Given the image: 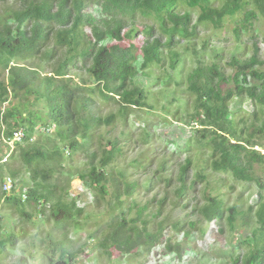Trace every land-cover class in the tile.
Segmentation results:
<instances>
[{"label":"trees","instance_id":"trees-1","mask_svg":"<svg viewBox=\"0 0 264 264\" xmlns=\"http://www.w3.org/2000/svg\"><path fill=\"white\" fill-rule=\"evenodd\" d=\"M192 9L197 10L194 18ZM138 17L151 19L153 23H143L138 30ZM259 18H264V0H18L17 6L0 13V71L5 73V80L0 79V160L8 153L7 139L20 129L22 139L12 145L19 147L23 168L31 183L26 187L24 201L10 196L3 202L16 207L20 221L29 220L31 210L35 219L41 218L45 215L44 205L47 207L46 219L51 222V230L45 234V239L57 250L55 264H75L76 254L67 247L70 238L65 227L69 224L75 231L82 229L83 208L77 205L76 198L67 200L60 193L54 197L52 188H55L49 182L54 170L46 162L57 161L61 151L57 148L49 151L46 147L49 142L57 141L58 144L66 142L67 150L73 152L85 149L92 125L101 120L107 124L113 119V115H107L99 120L100 117L88 112L94 89L85 83L78 84L69 75L78 63L84 65L102 99L116 101L121 116L134 107H151L146 102L149 90L144 86L148 79L159 85L162 82L163 88H168L171 82L177 88L184 86V91L192 96L186 123L198 125L194 127V140L199 157L208 163L211 171L228 173L238 181H253L260 188L254 198V224L239 242L244 246L243 252L233 254L235 246L231 245L228 264H264V180L253 172L254 165L262 167L264 172V153L254 148L264 145V68H261L260 47L253 40L254 23ZM226 19L234 23L230 29L234 48L228 60L223 62L222 51L217 49L205 59L194 50L191 52L194 65L182 76L178 71L184 63V53L197 37V27L210 25L214 30H222ZM154 24L157 35L153 33ZM137 32L144 35L139 53L134 43ZM244 36L250 39L248 49L243 44ZM181 43L186 45L179 50L177 45ZM207 45L205 38L200 50L206 51ZM245 50L248 51L246 56ZM164 62L166 69L162 77L148 72ZM175 72L178 74L174 78ZM159 93L162 95V90ZM164 94L168 97L170 92ZM242 98L251 109L247 125ZM40 101L44 104L46 120L55 128L54 137L45 135L43 144L36 142L35 128L50 124H39L42 120L34 107ZM176 113L174 109L173 115ZM100 149L99 154L87 151V170L78 175L83 184L90 187L86 174L102 172L113 186L112 209H119L122 199L136 191V182L127 180L124 168H109L119 151L117 139L108 140ZM161 162L163 167L165 161ZM133 164L140 165L134 159L127 165ZM191 164V158L185 156L178 166L177 184L172 186L175 201L183 199L194 182L186 181ZM163 170L164 167L155 170L152 177H161L159 173ZM2 174L0 171V186L5 175ZM6 174L16 179L14 169L9 168ZM195 177L204 175L197 171ZM150 185L151 178L145 187ZM96 189L102 196L106 194L105 185ZM3 197L0 188V208ZM8 199L10 202L6 201ZM160 204L161 199L157 212L151 217L159 214ZM131 206L113 214L106 223L98 241L99 249L106 254L139 255L162 241L163 249L181 259L189 231L184 230L183 240L172 242L165 235L167 227L163 221L149 228L150 221L143 214L146 206L129 216ZM26 207L32 208L30 212ZM197 210L206 223L223 220L231 232L240 214L236 205L227 206L218 195L210 193L204 195ZM16 223V230L9 222L2 231L0 257L27 235L25 225ZM178 227V223L172 224L174 230ZM87 238H93V234H87ZM26 263L25 257L20 256L15 264Z\"/></svg>","mask_w":264,"mask_h":264},{"label":"rangeland","instance_id":"rangeland-1","mask_svg":"<svg viewBox=\"0 0 264 264\" xmlns=\"http://www.w3.org/2000/svg\"><path fill=\"white\" fill-rule=\"evenodd\" d=\"M214 3L218 4V1H214ZM17 5L18 0H0V13L8 7ZM90 9L94 13V9ZM183 9L184 7L181 8V10ZM190 11L192 18H194L197 10L192 9ZM143 23L152 24L153 21L138 17V30L139 28L142 29ZM233 24L231 19H226L222 30H214L210 25H199L197 27V37L191 42L187 53H184L186 55L184 63L178 72L184 76L194 65L193 55L191 54L194 50L203 54L205 59L217 49L218 52L222 51V61L228 60L230 52L234 48V39L230 31ZM254 25L256 30L253 34V40L260 47V59L263 62L261 68H264V18H259ZM85 31L88 32V28ZM33 32H36L35 27H33ZM137 33L134 43L137 48L136 53H139L138 49L142 44L144 35ZM153 33L154 35L158 34L155 24L153 25ZM205 38L208 45L206 51L202 52L200 45ZM243 44L246 45L247 49L250 48V39L247 36H244ZM185 45L186 43H181L177 46L179 50H182ZM243 54L248 55V51L245 50ZM45 68L47 69V67ZM165 69L166 62L162 66H153L148 72L154 76L162 77ZM178 72H175L174 78ZM227 73H229L228 70ZM69 75L78 84L85 83L89 85L88 88L94 89L93 94L90 95L92 103L88 112L95 117H100L99 120L107 115H113V119L107 124L101 120L92 125L85 149H78L73 152L67 150L66 142L58 144L57 141L49 142L46 147L49 151L54 148L61 151L57 161L54 159L52 162H46V165L50 164L54 170L51 179H49V182L55 188H52L55 191L54 197L60 193L67 200L76 198L77 205L83 208L80 216L83 224L82 229L75 231L69 224L65 227L67 236L70 238L67 247L76 254L75 264H228L230 263L228 253L231 250V245L235 246L233 254H241L244 246L239 242L249 233L251 225L254 224L253 204L260 188L253 181H238L228 173L211 171L208 163L199 157L201 154L194 140L195 128L198 125L186 123V120H188L186 115L191 111L192 96L184 91V86L177 88L171 82L168 88H163L162 82L159 85V82L148 79L144 81V86L149 90L146 102L151 107H134L128 110L125 116H121L116 101L112 99L104 100L98 94L94 83L85 72L84 65L78 63L75 68L70 70ZM0 79L5 80V73L2 71H0ZM161 90L162 95L159 93ZM165 92H170V95L165 97ZM172 96H174L175 102L172 100ZM3 106L6 105L2 104ZM241 106L244 107L247 125L249 118L251 119V109L244 98H242ZM34 109L42 120L39 124H50L44 132L38 129L40 127L35 128L36 142L44 143L43 138L45 135L50 138L54 137L55 128L45 118V108L42 101ZM174 109H177L175 115H173ZM144 131L147 132V135L143 134ZM113 139L118 140L119 151L116 154L114 163H111L112 166H109V168L111 167L114 170L124 168L127 180L136 182V191L131 197L122 199L123 204L119 209H112L114 202L113 186L109 181H106L102 172L86 174L87 185L90 187H86L78 175L80 172L87 170V151L99 154L100 147L104 148L106 142ZM9 145L8 153L3 155L0 160V171L7 175L9 168L14 169L17 172L15 177L17 184L29 187L31 183L27 172L23 168L20 149L12 144ZM185 156H189L192 161L187 172L186 181L194 182L188 187L183 199L175 201L172 186L177 184L175 176L178 166ZM131 159L137 160L140 165H127ZM162 160L165 162L162 164L164 167L163 172L159 173L161 177H152L155 170H162L163 167L160 166ZM2 162H5V164H2ZM38 164H41V162H38ZM197 171L201 172L204 177L196 178L195 173ZM253 172L258 179L264 180L262 167L254 165ZM149 178H151V185L146 188ZM164 178H166L167 184ZM102 185L106 186V194L103 196L96 189ZM206 193L216 194L224 201L225 205L234 204L240 210L232 232L229 231L223 220L210 223L202 220L197 208L203 202ZM8 197L10 196H4L1 201L0 237H3L2 231L9 222L15 230L17 229L16 222H18V225H25L27 235L22 241L17 242L14 248L6 250L0 257L2 264H15L20 256L25 257L26 264H55L58 257L57 250L45 239V234L51 230V222L46 219L47 207L44 208L45 215L41 218L35 219L34 211L31 210V218L20 221L16 207H13L12 203L3 202ZM160 199L159 214L156 217H151L157 212ZM6 201L10 202L9 199ZM130 205L133 206L130 207L132 211L129 216H132L138 208L146 206L143 214L146 220L150 221L149 228L153 229L158 221H163V224L167 227L165 235L172 242L183 240L184 230L189 231V235L184 242L186 250L182 253L181 259L163 249L164 242L162 241L151 248L150 251L139 253V255H125L117 252L106 254L99 249L98 241L102 236L106 223L113 214L127 209ZM31 207H26V210L29 211L32 209ZM173 223L180 225L178 230L172 228ZM219 228H221L220 231ZM201 230H204V235H201ZM87 234H93V238L88 239ZM55 235H58V232H55ZM49 258L53 261L49 262Z\"/></svg>","mask_w":264,"mask_h":264},{"label":"built area","instance_id":"built-area-1","mask_svg":"<svg viewBox=\"0 0 264 264\" xmlns=\"http://www.w3.org/2000/svg\"><path fill=\"white\" fill-rule=\"evenodd\" d=\"M40 127V128H38ZM48 126H37L41 132H44ZM49 129V128H48ZM23 133L20 129L14 131L9 139H7L8 144H13L22 139ZM256 150H259L261 153H264V145L263 146H254ZM1 191L4 193V196H15L20 201H24L27 197L26 187L17 184L16 180L12 178L10 175H4L1 180ZM41 205V204H40ZM46 206L44 205V208ZM45 210V209H44Z\"/></svg>","mask_w":264,"mask_h":264}]
</instances>
